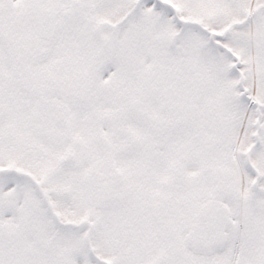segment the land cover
Masks as SVG:
<instances>
[{"label":"snow or ice","instance_id":"snow-or-ice-1","mask_svg":"<svg viewBox=\"0 0 264 264\" xmlns=\"http://www.w3.org/2000/svg\"><path fill=\"white\" fill-rule=\"evenodd\" d=\"M0 264H264V0H0Z\"/></svg>","mask_w":264,"mask_h":264}]
</instances>
